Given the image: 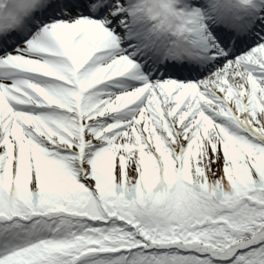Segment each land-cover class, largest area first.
<instances>
[{
    "label": "snow or ice",
    "instance_id": "obj_1",
    "mask_svg": "<svg viewBox=\"0 0 264 264\" xmlns=\"http://www.w3.org/2000/svg\"><path fill=\"white\" fill-rule=\"evenodd\" d=\"M0 264H264V0H0Z\"/></svg>",
    "mask_w": 264,
    "mask_h": 264
}]
</instances>
